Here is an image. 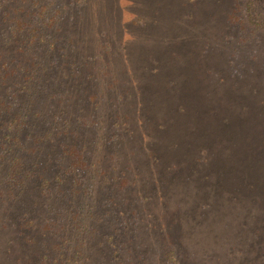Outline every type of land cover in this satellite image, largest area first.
<instances>
[{
    "label": "rangeland",
    "instance_id": "1",
    "mask_svg": "<svg viewBox=\"0 0 264 264\" xmlns=\"http://www.w3.org/2000/svg\"><path fill=\"white\" fill-rule=\"evenodd\" d=\"M0 264H264V0H0Z\"/></svg>",
    "mask_w": 264,
    "mask_h": 264
}]
</instances>
